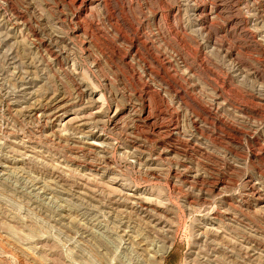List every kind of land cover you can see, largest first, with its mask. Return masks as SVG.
<instances>
[{"label":"rangeland","instance_id":"rangeland-1","mask_svg":"<svg viewBox=\"0 0 264 264\" xmlns=\"http://www.w3.org/2000/svg\"><path fill=\"white\" fill-rule=\"evenodd\" d=\"M0 264H264V0H0Z\"/></svg>","mask_w":264,"mask_h":264},{"label":"bare ground","instance_id":"bare-ground-1","mask_svg":"<svg viewBox=\"0 0 264 264\" xmlns=\"http://www.w3.org/2000/svg\"><path fill=\"white\" fill-rule=\"evenodd\" d=\"M76 1V0H75ZM80 3L82 4V3H84V0H80ZM94 144V143H93ZM94 145H96V144H94Z\"/></svg>","mask_w":264,"mask_h":264}]
</instances>
